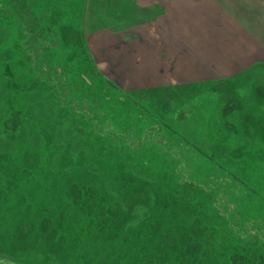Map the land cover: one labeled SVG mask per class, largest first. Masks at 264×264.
<instances>
[{
  "label": "rangeland",
  "instance_id": "obj_1",
  "mask_svg": "<svg viewBox=\"0 0 264 264\" xmlns=\"http://www.w3.org/2000/svg\"><path fill=\"white\" fill-rule=\"evenodd\" d=\"M207 3L176 83L128 90L88 47L105 4L0 0L1 262L264 264V0Z\"/></svg>",
  "mask_w": 264,
  "mask_h": 264
},
{
  "label": "crops",
  "instance_id": "obj_2",
  "mask_svg": "<svg viewBox=\"0 0 264 264\" xmlns=\"http://www.w3.org/2000/svg\"><path fill=\"white\" fill-rule=\"evenodd\" d=\"M113 1L89 0V4L94 6V16L89 20L101 15L96 7L98 2L106 6L102 27L95 25L88 34V47L95 64L121 87L127 85L128 90L176 83V68L170 62L177 55L183 61L182 55L177 54V43L185 46L191 43L184 39L186 37H203L206 40L208 36L207 0H118L126 12L123 14L125 17L115 24L112 9L107 8ZM93 26L91 24L90 27ZM193 28L195 32H192ZM195 42L197 46V40ZM145 61L148 68L144 67L146 71L143 74L141 64ZM114 69L119 71L121 78L127 75L129 79L119 80ZM200 77L196 79H202ZM0 264L10 263L0 261Z\"/></svg>",
  "mask_w": 264,
  "mask_h": 264
},
{
  "label": "trees",
  "instance_id": "obj_3",
  "mask_svg": "<svg viewBox=\"0 0 264 264\" xmlns=\"http://www.w3.org/2000/svg\"><path fill=\"white\" fill-rule=\"evenodd\" d=\"M140 139H141V137H140ZM190 154H192V153H190V152H181L180 153V151H178V153H176V156H173V157L175 158V160H176V158H178L179 161H181L182 166L184 165L185 167H187V166H191V162L187 159V157L191 156ZM191 168H192V166H191ZM239 183L241 184V186H243L242 182H239ZM192 187L194 188V190H196L198 192H203V188H201V187H203V185L200 182L197 183L196 181H192ZM247 194L249 195V197H252V194L250 192H247ZM179 197H181V198H177V201L175 200V198H173L174 199L173 201L171 200L173 203H175V205H176L175 207L177 208V206H180L183 212H187V211L189 212L188 216H190V217L194 216L195 217L196 214L194 213L193 208L191 206H189V205H190L191 201L197 200V202H199L198 206L201 207V205H199V204H201L200 203L201 200L197 199L198 196L182 197V195H179ZM169 200H170V198H169ZM179 200H182V201H179ZM185 202H188V203L185 204ZM177 203L180 204V205H177ZM200 218L202 219L203 217H200ZM122 223L123 222H121V224Z\"/></svg>",
  "mask_w": 264,
  "mask_h": 264
},
{
  "label": "bare ground",
  "instance_id": "obj_4",
  "mask_svg": "<svg viewBox=\"0 0 264 264\" xmlns=\"http://www.w3.org/2000/svg\"><path fill=\"white\" fill-rule=\"evenodd\" d=\"M75 41V40H74ZM5 200V199H4ZM29 207H30V205H29ZM29 215V214H28ZM23 217V216H22ZM19 227H21V225L19 226ZM19 230H20V228H18Z\"/></svg>",
  "mask_w": 264,
  "mask_h": 264
}]
</instances>
